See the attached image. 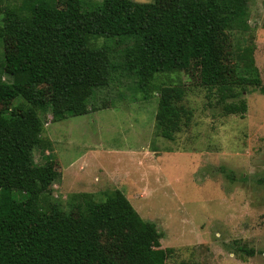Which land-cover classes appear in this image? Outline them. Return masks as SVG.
Segmentation results:
<instances>
[{
	"label": "trees",
	"instance_id": "obj_1",
	"mask_svg": "<svg viewBox=\"0 0 264 264\" xmlns=\"http://www.w3.org/2000/svg\"><path fill=\"white\" fill-rule=\"evenodd\" d=\"M248 2L177 0L165 7L103 0L93 11L82 0H67L65 8L57 0H26L19 6L0 0V45L12 39L11 75L17 77L4 79L0 63V264H166L173 248H154L162 236L158 226L143 219L120 189L100 201L91 193L71 195L79 205L77 218L55 201L35 224L41 189L61 176L35 162L45 124L38 110L50 108L58 121L107 107L105 100L102 107L89 100L121 64L112 61L109 46L92 40L123 37L133 43L121 67L137 78L144 98L157 90L156 126L163 137L172 140L182 129L178 103L186 90L183 84L156 85L160 73L195 76L219 97L224 114H244L246 99L233 100L242 94L237 87L264 94ZM19 97L22 102L13 105ZM228 178L235 180V175L228 173ZM13 190H27L32 198L16 200Z\"/></svg>",
	"mask_w": 264,
	"mask_h": 264
},
{
	"label": "rangeland",
	"instance_id": "obj_2",
	"mask_svg": "<svg viewBox=\"0 0 264 264\" xmlns=\"http://www.w3.org/2000/svg\"><path fill=\"white\" fill-rule=\"evenodd\" d=\"M25 1L5 3L19 6ZM82 1L93 11L103 3ZM136 1L169 7L177 0ZM66 2L57 0L58 7L65 8ZM248 6L255 64L264 82V0H249ZM132 43L123 37L92 40L109 46L112 61L121 65ZM14 56V43L6 38L0 45V63L7 81L17 79L11 75ZM121 65L89 100L97 107L105 100L107 107L58 121L50 108L38 110L45 124L35 162L61 176L41 189L35 224L55 201L77 218L79 205L71 195L91 193L100 201L120 189L143 219L158 226L162 236L154 248H173L166 264H264V94L238 86L242 94L233 100L246 99L248 109L224 114L219 97L197 77L184 71L157 74L156 85L183 84L186 90L178 103L182 129L171 140L157 130V90L144 98L137 78ZM21 102L19 97L13 105ZM12 195L19 201L32 198L27 190H13ZM240 247L256 252L249 255Z\"/></svg>",
	"mask_w": 264,
	"mask_h": 264
}]
</instances>
